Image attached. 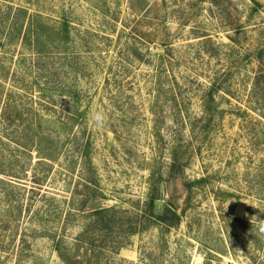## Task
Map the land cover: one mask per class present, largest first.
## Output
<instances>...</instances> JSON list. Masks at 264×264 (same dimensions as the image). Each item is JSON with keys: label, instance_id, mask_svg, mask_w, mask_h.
Segmentation results:
<instances>
[{"label": "rangeland", "instance_id": "1", "mask_svg": "<svg viewBox=\"0 0 264 264\" xmlns=\"http://www.w3.org/2000/svg\"><path fill=\"white\" fill-rule=\"evenodd\" d=\"M76 261L264 264V0H0V264Z\"/></svg>", "mask_w": 264, "mask_h": 264}, {"label": "trees", "instance_id": "2", "mask_svg": "<svg viewBox=\"0 0 264 264\" xmlns=\"http://www.w3.org/2000/svg\"><path fill=\"white\" fill-rule=\"evenodd\" d=\"M87 183L91 184L90 181L85 180V183H84V186L86 185L85 189L91 190V188L87 185ZM155 201H156V199L153 197L150 199L149 204H148L150 211H149V213L145 212L144 215H142V216L152 218V221L154 224H156V223L167 224V222H169V220H170L168 218V216H171L174 219L175 225H178L180 223V216L177 215V213L174 212L171 208L168 209L167 214H165L163 216L155 215L153 212ZM89 214H90V216L88 219H90V220L87 223V225H85L84 231H83L82 235H80V237H79V243L80 242L84 243L88 237L90 239L93 236V237H97L100 240L104 236H109V234L114 233L115 229L113 227V224L115 223V219L117 218V217H115V215H116L115 211L102 210V209L100 210L99 209L97 211L96 210L92 211ZM124 214H126V212H124ZM135 216L137 217L138 220L136 219L135 225H131L129 227L125 236L135 235L137 232H139V228H141L140 230H143L142 229L143 217L139 213L136 214ZM90 241H91V243H87L88 245L96 246L93 239H91ZM115 244L116 243H112V245L110 246V249H112L111 251L117 252V249H119L121 246L115 245ZM56 247L58 248V250H60L58 245ZM104 248L105 247H103L102 245H97L98 251H103ZM95 256H96V254H95ZM61 257L64 258L62 255H61ZM65 264H72V263L71 262H67V263L65 262ZM75 264H81V262L76 261Z\"/></svg>", "mask_w": 264, "mask_h": 264}, {"label": "clouds", "instance_id": "3", "mask_svg": "<svg viewBox=\"0 0 264 264\" xmlns=\"http://www.w3.org/2000/svg\"><path fill=\"white\" fill-rule=\"evenodd\" d=\"M89 122L92 124L95 128H102L104 126V117L103 114L100 112H93L90 113L89 116Z\"/></svg>", "mask_w": 264, "mask_h": 264}]
</instances>
